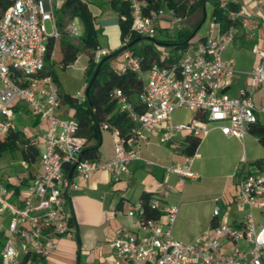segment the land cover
<instances>
[{"label": "built area", "instance_id": "obj_1", "mask_svg": "<svg viewBox=\"0 0 264 264\" xmlns=\"http://www.w3.org/2000/svg\"><path fill=\"white\" fill-rule=\"evenodd\" d=\"M62 1L8 0V7L0 9V141L18 131L15 107L20 103L47 124L38 156V173L24 190H10L0 181V214L6 212L10 216L6 229L0 219L1 264H21L25 257L43 261L49 258L56 239L74 231L70 224V192L78 190L79 182L88 181L97 172H107L115 179L128 174L129 164L140 159L139 148L148 143L152 133L159 135V143H170L182 133L202 139L217 129L225 137L243 141L250 127L264 115V95L259 106L253 96L264 89V49L251 50L258 63L248 74L247 88L239 89L234 96L225 91L235 70L222 54L241 28H246L242 21L246 14L242 8L238 12L228 11L224 1L220 8L230 18L240 19L241 24L220 31V24L212 21L214 32L177 51L178 60L172 66H153L142 71L137 58L129 52L122 54L121 66L135 72L143 83L137 106L119 89L112 90L109 96L134 127L123 138L117 129L104 124L102 131L114 134L113 157L106 162L82 159L79 156L86 141L77 137V122L73 118L58 115L61 102L57 87L50 76L43 75L48 43L61 35L57 12ZM124 1L132 18L131 30L139 35L153 37L163 22L172 31L183 28L185 17L168 8L164 1L157 7L146 0ZM176 1L187 7L192 3ZM253 1L258 11H264V0ZM47 22L52 29L50 34L46 31ZM62 31L71 40H78L83 28L78 20H70ZM245 34L247 39L255 37L253 30ZM111 52L97 48L93 52L94 62ZM76 97L84 99L80 93ZM177 110L198 112L201 117L177 124L172 121ZM20 132L26 135L25 130ZM191 162L192 158H188L185 165L170 166L166 171L183 180H195ZM251 167L237 173L233 204L244 210L242 218L233 224L218 221L221 209L215 199L213 223L192 243L172 237L176 206L161 205V198L153 196L149 205L159 214L153 220L143 218L139 203L131 205L126 214L135 219L141 233L122 231L111 239L109 246L117 264H264V162ZM167 195L168 192L163 193V197ZM161 218L165 227L159 221Z\"/></svg>", "mask_w": 264, "mask_h": 264}, {"label": "crops", "instance_id": "obj_2", "mask_svg": "<svg viewBox=\"0 0 264 264\" xmlns=\"http://www.w3.org/2000/svg\"><path fill=\"white\" fill-rule=\"evenodd\" d=\"M236 1L241 4V8L246 14V18L242 20L245 21L246 28H241L234 39L233 45L227 47L222 54V58L232 63L235 70V75L231 79L229 87L225 88V91L231 96H234L239 89L247 88L248 74L258 63L256 55L247 59H241L239 56L243 52L246 54L252 53L253 47L264 49V11H258L253 0ZM104 2L105 0L102 3ZM197 18L194 21L192 18L190 22H196ZM187 20L184 21L182 29L189 28ZM158 29L163 30L167 35L172 32L166 22L161 23ZM247 30H253L255 37L247 39L245 34ZM196 41H193V43ZM119 47H121V43L111 48L99 45V48L110 51ZM230 47H232L231 50ZM86 65L87 62L84 68L80 70L82 72L81 76L78 74L73 77L70 74L65 75L64 71L57 65L54 66L57 78L66 94L76 97L77 93L82 94L84 92ZM262 95H264V89L254 93L256 106L262 103ZM18 113L32 117L35 133L29 134L26 132V135L20 133L30 141L40 154L47 124L34 117L28 108L21 103L15 107V116ZM57 113L65 118L71 116V112L63 106L60 107ZM190 113L191 117L185 122H174L173 115L172 121L177 124L187 123L193 117V113ZM261 116H259V124H262L261 121L264 120V117ZM19 121L22 122L21 119ZM17 122L15 121V124ZM187 136H189L187 133L178 135L173 141L172 147H168L167 143H159L157 133H152L149 136L148 143L139 148L140 159L129 164L128 174L115 179L107 172H97L88 181L79 182V189L71 191L69 197L70 209L75 222L74 231L68 236L56 239L54 251L49 258L43 261V264H117V259L109 246L110 241L117 233L122 231L141 233L135 219L127 216L126 212L131 205L138 203L144 194L159 196L161 205L167 204L177 207L176 220L171 234L173 239L179 242L192 243L200 234L209 229L214 221L213 209L221 201L225 206V210L220 208L221 213L217 218L218 221L228 224L238 222L242 218L244 210L236 208L233 204L237 173L246 169L249 162L252 165L255 161L264 159V148L260 146L262 153L258 149L257 153L255 152L254 148L259 143L250 131L243 141L225 137L217 129L211 130L206 137L201 139L190 165V170L197 176V179L186 181H199L202 176L205 177L208 173L211 162L219 160V167L217 168H219L220 175L218 177L222 185L217 193L219 196H215L210 200L212 206L210 213L207 216L202 215L197 218L194 224H189L187 220L190 211L187 206H182V200L185 195L192 196L194 190L192 187L184 185V183V187L180 190V183L184 180L179 175L166 171L167 167L181 165L176 156H185L179 154L175 148ZM112 157L113 152L107 158H101L100 156L98 161L106 162ZM196 161L199 162L196 164ZM25 164L28 169V176L19 178L16 185L13 184L8 187L10 190H14L13 187L19 186L22 179H27L25 184L27 185L38 173V158L34 163ZM3 180V178L0 179L6 186L7 184ZM229 181L231 182L230 185ZM164 192H168L166 197H163ZM215 199L218 200L216 205L214 204ZM231 205L234 209L228 208ZM159 221L165 227L164 218Z\"/></svg>", "mask_w": 264, "mask_h": 264}, {"label": "trees", "instance_id": "obj_3", "mask_svg": "<svg viewBox=\"0 0 264 264\" xmlns=\"http://www.w3.org/2000/svg\"><path fill=\"white\" fill-rule=\"evenodd\" d=\"M92 1H62L61 7L57 12L61 35L57 40H51L48 43L43 75H48L52 78L58 90L61 106L67 108L71 112V118L77 122V137L84 138L86 141L82 150V159L98 161L100 157L101 131L104 124H107L110 128L117 129L119 135L123 138L134 127L128 116L119 110L116 101L110 98V92L114 89L121 90L127 100L136 107L137 96L142 89L143 83L138 79L136 73L129 68L125 66L116 68L115 62L123 53L119 56L106 55L98 63L94 62L93 52L99 48L98 34L101 29L96 23V18L103 11L100 3L92 5ZM146 1L152 7H157L162 1L166 2L168 8H173L178 15L185 17V20L188 19L186 21L188 24L192 25V22H190L192 17L197 14L199 19L202 17L205 0H196L197 3H191L188 7L186 4L179 3L176 0ZM225 2L228 11L238 12L241 9V4L236 0H226ZM103 4L116 14L121 46L123 44H131L126 52L138 59L142 71H147L153 66L160 68L172 66L178 60L177 51L185 50L193 44L192 39L196 28L191 31L187 30V28L180 31H172L168 35L163 30L158 29L153 37H145L131 30L132 18L129 13L128 3L124 0H105ZM220 4L221 2L215 4L211 13L212 21L220 24V31H224L229 25H240L241 20L230 18L227 15V11L220 8ZM8 5V0H0L1 10L8 7ZM70 20H78L83 28L78 43L85 50L88 57L85 69V89L93 74L97 71L88 96L85 95L84 89V99L82 101L64 92L54 70V66L57 65L62 71H65L79 56V49L75 42L62 31L65 23ZM157 35L163 36V38L157 39ZM204 39L205 37H202L199 40L202 41ZM56 50L58 53L57 63H55ZM52 52H54L53 56H51ZM137 109L140 110L139 107ZM199 116L198 112L193 114L194 118H199ZM249 131L260 146L264 148V125L256 123L250 127ZM23 137L20 131H14L0 141V158L6 153L18 151L25 163H34L39 155L38 150L28 139ZM200 142V138L187 136L175 150L186 158H192ZM172 144L173 142H170L166 145L172 147ZM262 162H264V159L257 160L252 165H259ZM26 182L27 179H22L19 186L13 187L14 190L18 192L20 186L26 184ZM6 186L10 187L8 184ZM152 197V194H144L138 202L143 208L144 219L156 220L159 217L158 212L152 210L149 205ZM70 224L75 225L73 218ZM21 264H43V260L25 257Z\"/></svg>", "mask_w": 264, "mask_h": 264}, {"label": "rangeland", "instance_id": "obj_4", "mask_svg": "<svg viewBox=\"0 0 264 264\" xmlns=\"http://www.w3.org/2000/svg\"><path fill=\"white\" fill-rule=\"evenodd\" d=\"M104 0H93L92 5H97V3H100V7L103 11V13L96 18V23L101 28L98 34V43L102 47H109L117 45L120 43L119 39V31L118 26L116 24L117 16L116 14L110 10L106 5H104L102 2ZM226 0H205L203 4V10H202V17L199 19L197 15L193 18V21L197 18L196 22H192V25H188L189 28L187 30L191 31L192 29L196 28L195 35L192 39V41H196L199 38L207 36L209 33L214 32V26L212 22V8L215 4L218 2H224ZM197 3L196 0L192 1V4ZM58 15V14H57ZM58 17V16H57ZM46 31L48 34L52 32V29L50 27V23H46ZM163 36L157 35V39H162ZM75 44L77 45L79 49V56L76 60V62L68 68V70H65L64 73L70 74L73 76H77L78 74L81 76L82 70L87 62V53L82 48V46L78 43L79 41L73 40ZM231 44L230 46H232ZM232 47L229 49L231 50ZM56 56H55V63H57L58 53L57 50ZM250 56H254L253 53L246 54L245 52L242 53L239 58L241 59H247ZM116 68H119L122 64V55L118 57L116 60ZM84 93V92H83ZM82 93V94H83ZM67 117V116H66ZM68 117H71L70 115ZM174 122H185L191 117V113L188 111L178 110L173 113ZM261 117H264L262 115ZM21 119L22 122L19 121ZM16 127L19 131L25 130L29 134L35 133V127L32 120V117L29 115L18 113L15 116ZM262 124H264V120L261 121ZM41 126H43L41 124ZM24 138V137H23ZM114 147V134L113 131H101V145L99 148V154L101 158H107L111 156L113 152ZM257 149L260 150V153H262V148L260 147V144H257L256 148H254L255 152L257 153ZM176 159L180 162L181 165H185L188 158L182 157V156H176ZM199 161H196V164ZM252 165L250 162L248 165H246L245 170L252 169ZM219 160H215L211 162V165L209 166L208 173H206L205 177H201L199 181L193 182V181H182L180 183V190L186 186L192 187L194 190L192 196L185 195L184 199L182 200V206H187L190 213L188 215L187 222L189 224H194L196 222L197 218H200L202 215L207 216L211 211V203L210 200L215 197L219 196L217 193L220 191L222 182L219 180L218 175H220L219 171ZM24 176H28V169L26 167V164L20 157V153L17 151L15 152H9L4 154L0 158V179H4L5 184L13 185L18 182L19 178H22ZM184 183V185H183ZM231 182L229 181V185ZM26 185H21L20 190L23 191ZM189 188V187H188ZM218 206L222 208V210H225V206L223 202L221 201L218 203ZM228 208L234 209V207L231 205ZM0 219L2 218V225L6 229L9 222V214L6 212H2L0 214ZM2 242V237L0 236V245ZM1 264V263H0Z\"/></svg>", "mask_w": 264, "mask_h": 264}, {"label": "water", "instance_id": "obj_5", "mask_svg": "<svg viewBox=\"0 0 264 264\" xmlns=\"http://www.w3.org/2000/svg\"><path fill=\"white\" fill-rule=\"evenodd\" d=\"M131 44H123L121 47H119L118 49H116L115 51H112L109 56H119L120 54L126 52L128 50V48L130 47ZM96 75H97V71L93 74L91 80L89 81V83L87 84L86 86V89H85V95L88 96L89 94V91H90V88L92 86V83L94 81V79L96 78ZM79 157H82V153L80 154ZM72 172H73V168L70 170L69 172V175H68V178L71 177L72 175Z\"/></svg>", "mask_w": 264, "mask_h": 264}]
</instances>
